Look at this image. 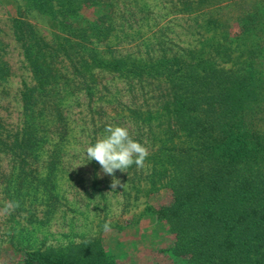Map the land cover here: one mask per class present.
Instances as JSON below:
<instances>
[{
	"label": "trees",
	"instance_id": "obj_1",
	"mask_svg": "<svg viewBox=\"0 0 264 264\" xmlns=\"http://www.w3.org/2000/svg\"><path fill=\"white\" fill-rule=\"evenodd\" d=\"M0 1L13 7L10 29L30 73L17 122L0 115V200L25 221L8 241L20 259L0 264H119L100 231L62 243L37 238L67 207L59 177L69 151L86 153L109 124L128 127L150 152L143 169L123 174L122 194L168 191L145 210L173 236L172 256L264 264V0H164L169 15H203L220 35L186 47L162 27L144 35L146 0ZM89 7L93 19L81 13ZM32 13L45 18L49 38ZM230 22L242 38L261 39H229ZM5 46L0 39V84L12 75ZM115 78L126 81L124 94Z\"/></svg>",
	"mask_w": 264,
	"mask_h": 264
},
{
	"label": "rangeland",
	"instance_id": "obj_2",
	"mask_svg": "<svg viewBox=\"0 0 264 264\" xmlns=\"http://www.w3.org/2000/svg\"><path fill=\"white\" fill-rule=\"evenodd\" d=\"M146 2L149 5V11L148 15L146 12L145 14L149 20L145 21L141 27L146 36L152 37L151 33L156 28L162 27L168 38L174 39L183 47L201 39H217L220 36L215 29L205 25L203 15H169L161 8L164 0H146ZM97 12V9L91 7L83 8L81 11L87 19H93ZM13 15V7L0 1V39L6 44L3 53L12 71V75L0 84V115L9 123H15L18 120L19 90L22 81H29L30 77L10 29L9 20ZM29 17L40 33L49 38L50 30L45 18L37 13H32ZM229 30V39H261L253 33L242 38L235 22H230ZM120 40L128 42L130 39ZM111 85L115 89H121L122 94L128 86L125 80L119 78H115ZM122 99L127 100V96H123ZM78 110L79 108H76L74 111ZM83 150L84 147L78 146L69 151L71 157L66 158L68 165L59 177L61 190L67 197V207L63 206L56 214L49 228L40 226L37 234L38 241L46 237V243H62L68 239L69 235L78 239L80 236L100 231L103 245L119 264H187L184 259L171 255L168 249L173 243V236L164 224L156 221L145 210L146 205L158 206L165 202L169 197L168 191L161 190L148 198L139 196L134 199L132 194L130 198H126L122 194L126 191L127 182L123 175L125 173L120 171L115 173V177L125 184V188L118 185L113 189V177L103 174L100 165L96 170L88 165L86 160H83L86 159ZM92 181L96 183L99 190L88 189ZM10 209L11 205L7 201L0 200V263L15 261L21 257L20 252L15 250L8 241L10 236L16 235L22 229L21 226L25 221L17 216L14 217ZM70 218L75 219L74 227H71L72 231L69 225ZM102 220L104 224L110 222L111 231H104V224H99Z\"/></svg>",
	"mask_w": 264,
	"mask_h": 264
},
{
	"label": "clouds",
	"instance_id": "obj_3",
	"mask_svg": "<svg viewBox=\"0 0 264 264\" xmlns=\"http://www.w3.org/2000/svg\"><path fill=\"white\" fill-rule=\"evenodd\" d=\"M85 154L88 161L95 160L100 165L103 174L113 177L114 189L118 185L125 188V184L115 177V173H127V169L133 165L137 169H143L150 152L143 143L133 138L128 127L109 124L105 127L102 138L87 147ZM103 229L105 232L111 231L110 222H105Z\"/></svg>",
	"mask_w": 264,
	"mask_h": 264
}]
</instances>
